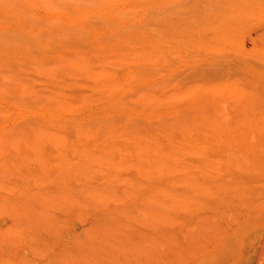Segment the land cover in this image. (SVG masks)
Masks as SVG:
<instances>
[{
	"label": "rangeland",
	"instance_id": "1",
	"mask_svg": "<svg viewBox=\"0 0 264 264\" xmlns=\"http://www.w3.org/2000/svg\"><path fill=\"white\" fill-rule=\"evenodd\" d=\"M148 1L149 0H114L113 5L115 8L114 13L117 10L118 13H120V10L122 13H128L126 15L121 13L122 16L119 14H117L116 16V20L119 21V24L121 23L120 26L122 27V29H126L133 25L138 26L139 22L140 24L142 23L141 20H143V17V21H148L147 24H150L149 30L154 29L153 25L156 26L157 29L160 24L161 25L159 27H161L162 24L164 26V22L166 21V19L167 22L170 20L174 24H168L169 22H166L165 28L161 27L162 30L167 28V30L165 31L159 30L158 32L156 27L153 32L150 30L157 39H162L163 43L165 44V50L163 49V52H161V55H163V57H159L155 66L151 67L154 72L152 71V74L147 75L148 78L146 76L144 77L143 75H135L133 77H130L129 73L137 69V64H135L132 58V56L135 54H132L129 51V47L125 45L120 46L124 49V52L123 49L121 50V48L116 50L117 52H120L113 55L111 62L102 63L103 59H101L94 64L88 65L91 66V69L93 70L91 72L99 73L103 70H107L111 72L114 77L118 78L120 82L119 88L113 90L111 94H113V98L115 96V99L118 100L119 104L117 105L119 107L117 106L118 108H112L113 106H110V108L106 103L96 100L95 96H97V90L95 89V80L92 78L91 72H85L83 68L71 64L70 60L72 58V51L70 48H63L64 45L56 41L48 43L46 42L39 45L36 44L32 48V52H27L24 47L25 40L19 37H15V31L24 27L32 35V38L44 36L46 40H48L52 38V33L50 34V31H53L55 26H60V28L64 26L62 28L64 29L68 26V24L75 25V23H77L79 19H81L82 13H84L86 20L89 19V21L98 23L100 22V17H98V15L96 14L97 12L95 11L96 8L99 7V4H97L95 0H0V43L2 44L0 45L4 46L2 48L5 49V46L7 45L6 40H11L10 47L13 53L12 55H8L7 53H3L0 55V136L2 135V133L4 135L5 132L6 134H8V131H2L3 129L9 130V132H11L9 138L6 137L7 135L0 137V139H4V141H0V231L3 232H0V243L3 242V245H0V257H6L5 255H7L8 253L9 255H7L8 257H6V261L10 259L9 257L11 255V250L12 252L17 250L30 255L29 249L30 247H34L36 249L34 253L36 254H33L31 256L33 261L34 259L35 261L40 260V258L37 256L38 253H40V256H44L47 253L45 258H49L51 261L53 259L52 262L50 261L51 264H53L55 261V264H158L157 261L160 259L162 260L160 263H162L166 256L165 252V254L162 253L163 250H165V246L173 249V253L174 250L178 248L176 247V245L179 244L178 246H180V240L184 239L186 232L189 231V223H191V226H193L194 228V222L196 221V218H194L195 220L193 219V221L190 220L191 222H188L189 219H192V216L189 215L190 217H188L187 208L184 206L185 204H188L186 202V200L188 199H186L185 201L183 199L188 197H186L185 193L182 192V188L184 189L186 186V194L189 195V187H191V184H188V182H190V179L187 177H190L189 173L191 163L193 162L195 164L194 167L196 168V164L198 165L202 158L203 160L205 159V157L202 156L204 155V151L202 152L201 149H197V147L200 146L198 139L201 140V138L196 139L195 137L199 136H191L190 140L189 136L186 137L184 136V134H181V129L179 127L180 125L174 126V124H176L177 122L174 123L172 121L174 123L173 124L168 120L179 118L185 119L186 122L192 121L195 124H193L192 122L187 123H189V125L192 123L193 125H190L191 127L196 126L194 128L196 130L198 128V132L200 134V131L202 129V122L199 120V118L201 117L214 118L218 120L222 119L221 121H223L225 118L226 124H222L220 120V122H218L217 120V123H219L220 125L222 124V128H229V126L231 125H234L237 129L239 128L240 130L238 131H241L243 133L242 145H244L243 148L245 147V149L243 150V154L247 153L248 150L249 152H251V150H255L254 152H251L255 156L250 153L251 155H253V157H251L254 158L252 159V166L257 164V161H259L258 163L260 164L261 161L260 165L257 164L259 167H256V165L254 167L249 166L251 167V169L249 168L250 171L246 169L244 170L245 174H240V176L243 177L242 180H245L250 188L253 187L254 189L256 188L259 190V192L258 190L256 191V189L254 190V192H258L255 194L254 199L258 200H252L253 203H255V206H257L255 207L251 201V206H254L255 208L248 210L245 215V217H249H246V220H249V224L247 223V225L248 227H251L248 228L251 232V235H249L248 237L246 248L243 249L240 254L242 258V264H260L261 261H264V250H262L264 249V178L262 179V177H264L262 176L264 172L257 171L260 169L261 171H264L260 167L262 166L264 168V72L259 75V78L257 80H253L251 79L252 76L246 69H236V63L238 61H246L248 59L247 62H252L253 64L262 66L264 71V57H261V55H264V40H260V33L261 31H263V29L261 28H264V0L261 1L263 3H260L261 6L263 4V8H261V11L263 13L261 12L262 14H259L261 17L263 16L262 19H260L259 16L255 18V15L253 14L254 9H252L250 5L253 3L251 2V0H225L226 2H228L227 5L230 6L229 11L230 13L232 12L231 16H233V19L229 20L230 23L223 19H214V17H210V20L205 17V19L207 20L206 22V20L202 18V6L200 3H196V0H169V2L166 0H153L151 2ZM218 1L220 4L225 3V1L223 0ZM257 1L259 3L260 0ZM257 1L252 5H256ZM118 2L120 5L118 4ZM115 5L117 6V8ZM257 5L260 6L259 4ZM132 7H134L133 9L135 11L131 9ZM248 7L251 8L250 11L252 12V14H249ZM135 8H137V10ZM163 9H166L167 12L172 11L170 14L169 12H166L167 14L165 16V20H163L159 15ZM137 11L138 13H136ZM188 14L190 15V17ZM123 15L125 16V18H121L124 17ZM50 17L52 19H56V21L52 22V20H50ZM234 19L236 22H238L237 24L240 29L238 28V26H233L236 25V22L233 21ZM260 20L262 21V25H259L263 27L257 25ZM134 21L138 23L135 24ZM161 21L164 22L162 23ZM231 21L234 23H232ZM256 21L258 23H256ZM220 22L221 24L225 22L223 23L224 28L223 25L220 24ZM253 22L256 24H254ZM170 25L176 27L171 28L172 26ZM229 25L231 27H229ZM169 26L172 30L169 28ZM211 26H213V29L211 28ZM214 26L216 29L214 28ZM232 28H236L237 30H239V33L236 34L235 29L234 31H231ZM155 30L157 31L155 32ZM226 30H229V33ZM162 34L166 37L168 36L170 39L167 40V38L165 37L167 40L166 41L165 38H162L164 37ZM217 34L219 36H217ZM232 34H235L234 36L236 39L233 38L234 36L232 37ZM237 36H239V38ZM226 37L229 38V40ZM223 39H226V41H224ZM2 40L4 42H2ZM124 47H127L128 50ZM2 48L0 47V50H3ZM221 48H223L224 51ZM236 49L238 52L236 51ZM250 50L252 52H250ZM243 51L246 53H244ZM255 52L257 54H255ZM258 52H260V54ZM4 54L7 55L4 56ZM249 55L252 57H250ZM164 57L166 59V62L163 61ZM211 63L214 64L210 67ZM227 63L230 65V67ZM234 63L235 66H233ZM45 64H48V67L58 65L60 69L58 68L59 70L55 74L50 73L48 72V67H45ZM158 65L161 67H158L160 69L157 71L156 66ZM241 70L244 71L242 72ZM240 74H242L243 76ZM244 74L247 76V78ZM253 81L255 83L258 81V87L255 86L256 84L253 83ZM14 83L28 88L27 91L29 92V95L26 96V98L23 95V101L22 98L18 99L21 100V103L17 100L18 94L13 88ZM163 83L164 85H162ZM195 85L196 87L194 88L193 86ZM248 85L250 86L249 89ZM165 90L166 92H164ZM237 90L241 91L239 92ZM169 91H171V93ZM204 91L207 93H205ZM167 92L170 93L168 94L172 97V99L170 96H168V98H170L167 99ZM230 92L233 94H231ZM192 94L193 96H191ZM241 94L243 96H246L243 97ZM65 95V98H67L68 100V104L71 105L70 107L68 106L70 109L67 107L68 109H65L66 111H58V113L62 114L61 116L57 113L60 118L58 116L56 118L55 115L52 116L55 119L50 118L51 114L48 112L45 113L46 111L43 110V105H46V102L47 105L52 106L50 104L56 103V101L59 100L58 98H61ZM149 95H158L157 98H161L165 103L161 102L160 99V102L155 106V104H153L154 102H152L155 107H153V109V105L149 104ZM238 95L242 97L239 98ZM258 95L260 97L263 96V99H261L262 101L258 99ZM164 97L167 99V101H165L166 99H164ZM255 97L258 99V101ZM145 98L148 100H146ZM70 99L71 102L69 101ZM119 99H121V101ZM248 99H250V102L248 101ZM251 99L254 102L251 101ZM24 101L27 104L25 105L28 107V109H25L30 113L22 112V110H20L24 106H21L20 104H22ZM97 102H99V105L97 104ZM252 102L253 105L256 104L254 107L252 105ZM246 104H249L250 106H246ZM157 107L158 109H156ZM108 108L112 110H109ZM246 108H249V110H247ZM251 108L252 110H250ZM30 109H32V112L30 111ZM71 109L73 111H71ZM67 110H70L71 112H68ZM42 112H44V115L41 114ZM64 112H68L65 113L66 115H69L70 113L71 117H66V115L63 116ZM72 112L74 113V117L72 116ZM256 112L257 115L255 114ZM90 113L93 114H91V119L96 116V113L99 118V114H102V119H96L92 121L89 119V121L88 118H90ZM114 113L116 115H114ZM153 113L155 115L159 113V115H152ZM162 113L163 116L160 115ZM108 114H112L113 119L109 118L107 120ZM126 114H128V117H130L127 118L129 121V123L127 121L128 124L125 123V121L123 123L124 118H122V115ZM47 115H49L48 118H46ZM160 117H163L162 120H160ZM164 117L169 122H166V127L169 126L170 128L171 124H173V127H171L168 132V127L167 130H165L166 127L163 126L165 125V122L163 123V121H166ZM231 117L233 118V120H231ZM195 118L197 122L194 121ZM66 119L68 120V122ZM70 119L73 122H69ZM243 119L244 121H242ZM84 120L88 121L87 126L91 127L93 134L96 133V135L88 136V138L76 134V123H78L79 121L86 122ZM29 121L30 123H28ZM55 121H57V123ZM65 121L67 123H65ZM233 121L234 124L232 123ZM41 122H45L43 123V127L45 128V130L47 129L46 132H58V134L61 133L60 138H55L49 135H45V137H29L20 135L15 136L14 134L18 130L29 128L30 125H32L31 128L34 129V126H37V124L39 125ZM110 123L111 125H109ZM131 123L132 127L129 126V124ZM155 123H157L158 125ZM243 123H245L246 126ZM19 124H21L20 127ZM120 124L128 125L129 130L133 129V132H128L129 130H127L126 127L123 128L125 129V131L127 130V133H131L129 134L131 135L130 139L128 137L129 135H126V138H121L120 136L114 137L116 135L112 134L111 131L107 138V135L109 133L107 126L109 125L112 126L110 128L116 129L120 126ZM197 124L201 126H197ZM162 126L165 127L163 129L166 132L162 131ZM49 128L52 130H50ZM158 129L159 131L162 129L161 135L162 132L163 134L167 133L169 135L167 136L166 134H164L162 135L163 138L162 136H160L162 139L156 138L157 133L153 132L152 135V131H158ZM252 130L253 132H251ZM61 131L64 133H62ZM182 131L184 130L182 129ZM198 132L194 134H198ZM132 133L134 136L132 135ZM151 135L153 136V139L151 138ZM19 136L21 138H19ZM245 136L247 137V139ZM122 137H124V135ZM185 137L188 139H185ZM24 138H26L27 141L24 140ZM36 138H38V140ZM149 138L151 139L149 140ZM225 138L226 137L222 139L219 138V141H226ZM19 139H22L21 141L23 143L25 142V145L28 144L27 146H29V149L27 147L25 148V145ZM65 139L67 142L64 141ZM125 139L127 140L125 141ZM154 139H156V141ZM193 139H195L196 142ZM253 139H255L254 142ZM192 140L194 142V144L192 142L193 149L189 146L191 145L190 142ZM148 141L150 143L152 142V144H148ZM213 141L216 143L219 142L218 140ZM224 141H220V143L224 144ZM17 142H19V144H17ZM59 142H62V144ZM64 142L67 145H65ZM139 142L144 144L147 143L150 146H146L148 148H151L155 142L159 143L162 148H166L167 145H172L171 147L169 146L166 149L173 148L170 151L172 158L170 155L169 156L172 160L176 159V162L174 163L169 158V162L174 163L170 164L172 166L169 165L171 169L165 168L161 170L162 173H164L165 170V174L167 175L166 170H173L174 168L175 173L179 172V174H176V178L173 177L175 173H173V176H170V174L172 175V173L169 174V172L172 171H167L170 179H168L169 177H167L168 180H164V182L162 177L165 179V175L163 174L160 177V180L162 179L161 181L158 180L159 175H156V173L155 175L157 177L154 175V178H152L151 180L147 179L148 177H146L145 172L143 173L142 171L144 170V168L142 169V166L145 167L146 165V163H144L145 160H143L144 158L141 159V156L139 158L138 154H135V152L137 151L136 149H138L136 147H139ZM185 142H189V144ZM20 144L22 147L19 146ZM144 144H141V146ZM186 144L187 147H185ZM112 146L122 148V153L117 154L111 152L114 151L110 150ZM23 148H25L26 150ZM30 148L33 151H31ZM182 148H185V151L188 150L189 152L181 150ZM35 149H37V151ZM178 149H180L181 152ZM189 149H192L193 151L190 152L191 150ZM261 149L263 152L261 151ZM104 150L106 151L105 153ZM133 150L136 151L130 153ZM172 150H174L173 154ZM34 151L38 152V154H32L34 153ZM100 151L101 153H99ZM176 151L179 153H177ZM199 151L202 152V154ZM125 152H127L128 154ZM106 153L109 154L106 155ZM111 153H113V155L115 156H112ZM32 155L34 157H32ZM94 155L97 156L96 160L95 157H92ZM109 155L111 157H109ZM175 155H177V157ZM199 156H201L202 158H200ZM91 157L93 160H90ZM99 157L100 159H98ZM113 157H115L116 159H113ZM243 157L246 158L245 155H243ZM111 158L113 161L110 160ZM245 158L242 159L245 161L247 159ZM121 160L122 162H120ZM94 161H96L98 164ZM176 163L182 164L180 165V167L182 166L183 169L180 168L179 165L177 166ZM221 165L225 166L224 164ZM224 168H219V174L214 175V180H209L210 182H212L213 187L209 188L211 183L206 186V190H208V194H205L208 198L207 200H215L216 197L214 198V196L216 195L214 193H216L217 180L220 177H223L221 179H224V177L226 178V173H223V171L226 170V168ZM252 168L254 169L252 170ZM175 169H179L180 171L178 170L176 172ZM187 169H189V171ZM161 170L160 172L157 171V173H161ZM235 170L234 168L232 170L234 175L238 174V170ZM251 172L252 174L254 173L253 175H255L256 177L253 176ZM186 174L189 176H185ZM217 175H219L220 177ZM143 176L144 178L142 180ZM259 176L262 180L259 178ZM155 177L156 179L158 178V182ZM171 177L173 178L171 179ZM177 177L179 178L178 180ZM229 177L230 176H227L226 179H230ZM247 177L249 180L247 179ZM173 179H175V181H173ZM186 179L189 180L186 181ZM149 180L151 182L156 181L157 183L155 182L156 184H152L150 182L149 184ZM215 180L216 185H213V181L215 182ZM145 181H147V183ZM182 181H184V183L186 182L187 185L185 184L184 186V183L181 184L180 182ZM171 182L172 184L170 185ZM178 183L180 185H178ZM188 185L189 187H187ZM165 188L167 190H165ZM155 189L159 193H157ZM187 190H189V192ZM167 191L171 192V194ZM183 191H185V189ZM209 192H211L212 194H210ZM209 194L210 196L212 195V197H209ZM256 195H259L257 196V199ZM177 198H179L180 200H178ZM182 201H184L185 204ZM176 204L177 207L175 206ZM173 205L175 207H172ZM247 213L249 215H247ZM243 216L239 215V218H243ZM181 226H183L184 229H181L183 228ZM8 228L10 229L8 230ZM173 228L175 229V231ZM193 228L191 227L190 229L195 230V228ZM164 229L169 232L165 233ZM181 230H183L184 234L181 233ZM175 233L178 234L179 237H181L179 242L177 237L175 238ZM172 238H174L176 241H174V239ZM7 239H9L10 241ZM184 240L186 242V238ZM10 245H14V249H12L13 246ZM157 245H160V248ZM8 246H10L11 248H9ZM18 246L19 250L17 249ZM7 247L9 248L8 250ZM159 249L162 250L160 251ZM5 251L7 252L5 253ZM261 252L263 253L261 254ZM48 253H50L51 255ZM47 255H50V257H48ZM57 256L59 257L56 258ZM173 256H175L174 253ZM45 258H41L42 261L45 260ZM177 259L179 258L177 257ZM258 259L261 261H259ZM3 260L4 259H2V261ZM232 264L240 263L238 261H234L232 262Z\"/></svg>",
	"mask_w": 264,
	"mask_h": 264
},
{
	"label": "bare ground",
	"instance_id": "2",
	"mask_svg": "<svg viewBox=\"0 0 264 264\" xmlns=\"http://www.w3.org/2000/svg\"><path fill=\"white\" fill-rule=\"evenodd\" d=\"M96 2H97V4H99V7H97L96 8V11L95 12H97L96 14L98 15V17H100V22H98V23H95L94 21L92 22V21H89V19L88 20H86V18H85V16H84V13H82V17H81V19H79V21L77 22V23H75V25H73V24H71V25H69L68 24V26L66 27V28H64V29H62V28H60V26L58 27H54V29H53V31L51 30L50 31V34H51V36H52V38H50V39H48V40H46V38L44 37V36H38V37H36V38H32V35L24 28V27H22L21 29H18V30H16L15 32H16V34H15V37H19V38H21V39H24L25 40V42H24V47H25V49H26V51L27 52H32V48L37 44V45H39V44H42V43H48V42H59L60 44H63L64 45V47L63 48H70L71 49V51H72V58H71V60H70V62H71V64H73V65H76V66H79V67H81V68H83V70H85V72H91V71H93L92 69H91V66H88V65H91V64H94V63H96L97 61H99V60H101V59H103L102 60V63H108V62H111V59H112V57H113V55H115V54H117V53H119V52H117L116 50L117 49H119V48H121V50L123 49L122 47H120L121 45L123 46V45H125V46H128L129 47V51L132 53V54H135V55H133L132 56V58H133V60H134V62H135V64H137L136 65V67H137V69L135 70V71H133V72H130L129 73V76L130 77H133V76H135V75H143L144 77L146 76L147 77V75H150V74H152V68L151 67H153V66H155V64H156V62L158 61V58L159 57H163V55H161V52H163V49H164V43H163V40L162 39H157L154 35H153V31H154V29H155V27L156 26H154L153 25V30H149V25L150 24H147V22H144L143 20H144V17H143V20H141L142 21V23L140 24V22H139V24H138V26H130V27H128V26H126V27H128V28H126V29H122V27L120 26L121 25V23L119 24V21H117L116 19V16H117V14H119V15H121L122 16V14H128V13H122L121 12V10L119 11L120 13H118V10L114 13V0H95ZM141 1V0H140ZM150 2L151 1H153V0H149ZM148 1V2H149ZM166 1H168L169 2V0H166ZM223 1H225V0H223ZM227 1V0H226ZM225 1V3H223V4H220L219 3V1L218 0H201V2H200V0H196V3H200L201 4V6H202V12H203V19L204 20H206L205 19V17H207L208 19L210 18V17H214V19H223V20H226V21H228L229 22V20H231V19H233L232 17L233 16H231V14H232V12L230 13V11H229V7L230 6H228L227 5V3L228 2H226ZM231 1H233V0H231ZM250 1V0H249ZM256 1L257 0H255V2H254V0H251V2H253V3H256ZM261 1H263V0H260L259 1V3H258V1H257V4H259L260 6H258L257 4L254 6V5H252V4H250L251 5V7H252V9H254V15H255V18L257 17V16H259L260 17V19H262L263 18V16H264V14H263V16L261 17L259 14H262L263 12H264V10H263V12L261 11V8H263L262 6H263V2H261ZM159 2H161V1H159ZM188 2V1H187ZM240 2V1H239ZM163 3H165V2H163ZM237 3V2H236ZM260 3H263L262 4V6H261V4ZM118 4H119V2H118ZM161 4V3H160ZM167 4V3H166ZM165 4V5H166ZM169 4H171V3H169ZM229 4H230V2H229ZM120 5V4H119ZM164 5V6H165ZM188 5V4H187ZM116 6V5H115ZM170 6V5H169ZM200 6V7H201ZM242 7V6H241ZM254 7V8H253ZM116 8H117V6H116ZM126 8V7H125ZM125 8H124V10H125ZM134 7H132L131 9H133ZM170 8V7H169ZM249 8V7H248ZM121 9V8H120ZM128 9V8H127ZM136 10H137V8H135ZM167 9V8H166ZM166 9H163L162 11H161V13L159 14L160 15V17H162V19L163 20H165V16H166V14L169 12H167V10ZM240 9H243V8H240ZM250 9L251 8H249L248 10H249V14H252V12L250 11ZM134 10V9H133ZM233 10V9H232ZM247 10V11H248ZM129 11H131V10H129ZM135 11V10H134ZM236 11H238V10H236ZM244 11H245V9H244ZM140 12V11H139ZM167 12V13H166ZM172 11H170L169 12V14L171 13ZM190 12H191V10H190ZM190 12H189V14H190ZM201 12V13H202ZM234 12V11H233ZM262 12V13H261ZM122 13V14H121ZM132 13V12H131ZM136 13H138V11L136 12ZM181 13V12H180ZM187 13V12H186ZM241 13V12H240ZM80 14V13H79ZM134 14V13H133ZM163 14V15H162ZM188 14V15H189ZM135 15V14H134ZM139 15V14H138ZM184 15V14H183ZM234 15V14H233ZM124 16V15H123ZM180 16V15H179ZM182 16V15H181ZM192 16V15H191ZM241 16V15H240ZM242 16H243V14H242ZM253 16V15H252ZM251 16V17H252ZM78 17H79V15H78ZM98 17H97V19H98ZM138 17V16H137ZM189 17H190V15H189ZM56 18V17H55ZM121 18H125V16L124 17H121ZM200 18H201V14H200ZM243 18V17H242ZM96 19V20H97ZM154 19V18H153ZM184 19V18H183ZM251 19V18H250ZM258 19V18H257ZM256 19V20H257ZM264 19V18H263ZM50 20H52V22H55L56 21V19H52L51 17H50ZM127 20V19H126ZM210 20V19H209ZM208 20V21H209ZM223 20H221V21H223ZM243 20V19H242ZM137 21H138V19H137ZM173 21V20H172ZM212 21V20H211ZM216 21V20H215ZM225 21V22H226ZM234 22H236L235 21V19L233 20ZM255 21V20H254ZM258 21V20H257ZM256 21V23H258ZM97 22V21H96ZM125 22V21H124ZM135 22V21H134ZM162 22V21H161ZM160 22V23H161ZM164 22V21H163ZM162 22V23H163ZM166 22H167V19H166V21L164 22L165 23V25L163 26V24H162V28H165V26H166ZM169 22V23H168ZM167 23L168 24H173L170 20L168 21ZM206 22H207V20H206ZM225 22H223V23H225ZM232 22V21H231ZM234 22H232V23H234ZM262 21L260 20L259 21V23L257 24L258 26H260V27H263L264 26V24H263V26H261L262 25V23H261ZM71 23H74V22H71ZM126 23V22H125ZM129 23V22H128ZM133 23V22H132ZM136 23H138V22H135V24ZM223 23L221 24V22H220V24L221 25H223ZM230 23V22H229ZM238 22H236L235 24L236 25H233V26H238V24H237ZM254 23V22H253ZM256 23H254V24H256ZM263 23H264V21H263ZM134 24V23H133ZM159 24V23H158ZM176 24V23H175ZM219 24V25H220ZM259 24H261V25H259ZM123 25H125V24H123ZM161 25V24H160ZM159 25V26H160ZM174 25V24H173ZM173 25H170V26H172L171 28H175V27H173ZM202 25V24H201ZM213 25H216V24H213ZM158 26V29H157V27H156V29L158 30V32H159V30L160 31H165V30H167V28L166 29H161V27H159ZM170 26H169V28H170ZM218 26V25H217ZM151 27V26H150ZM213 26H211V28H212ZM226 27V26H225ZM229 27H231L230 25H229ZM124 28V27H123ZM168 28V29H169ZM170 28V29H171ZM186 28V27H185ZM214 28H215V26H214ZM218 28V27H217ZM222 28V27H221ZM220 28V29H221ZM223 28H224V25H223ZM226 28H228V27H226ZM238 28H239V26H238ZM213 29V28H212ZM216 29V28H215ZM229 29V28H228ZM233 29V28H232ZM231 29V31H234V29H235V32H236V34L237 33H239V30H237L236 28H234L233 30ZM240 29V28H239ZM261 29H263V31H261V33H260V37H261V39L260 40H264V28H261ZM49 30H50V28H49ZM157 30H155V32L157 31ZM172 30V29H171ZM176 30V29H175ZM222 30V29H221ZM225 30V29H224ZM217 31V30H216ZM227 32L229 31V30H226ZM242 31V30H241ZM235 32H233V33H235ZM229 33V32H228ZM227 33V34H228ZM232 33V32H231ZM230 33V34H231ZM247 34V33H246ZM163 35V34H162ZM235 35V34H234ZM233 34H232V37L234 36ZM164 36V35H163ZM217 36H219L218 34H217ZM166 36H164V37H162L163 39L165 38ZM230 37V36H229ZM238 38H239V36H237ZM118 38V39H117ZM167 38V40H169L170 38L167 36L166 37ZM166 38H165V40H166ZM206 38V37H205ZM222 38V37H221ZM227 38V37H226ZM231 38V37H230ZM233 38H235V36L233 37ZM7 39V38H6ZM228 40H229V38H227ZM236 39V38H235ZM241 39H242V37H241ZM166 40V41H167ZM224 40V39H223ZM222 40V41H223ZM238 40V39H237ZM224 41H226V39L224 40ZM1 42V41H0ZM2 42H4L3 40H2ZM10 42H11V40H6V43H7V45L5 46V49H3L2 47H4V46H1L0 45V47L3 49V50H0V55L1 54H3V53H7L8 55H12L13 53H12V50H11V47H10ZM242 42V41H241ZM228 43V42H227ZM233 43V42H232ZM251 43V42H250ZM243 44V43H242ZM5 45V44H4ZM239 46H240V44H239ZM125 49L127 48V47H124ZM228 48V47H227ZM239 48V47H238ZM221 49H223V48H221ZM229 49V48H228ZM249 49H250V47H249ZM253 49V48H252ZM258 49H260V48H258ZM127 50H128V48H127ZM165 50V49H164ZM245 50V49H244ZM254 50V49H253ZM2 51V52H1ZM4 51H6V52H4ZM126 51V50H125ZM129 51H127V52H129ZM223 51H224V49H223ZM236 51H237V49H236ZM235 51V52H236ZM122 52V51H121ZM123 52H124V49H123ZM226 52V51H225ZM238 52V51H237ZM244 52V51H243ZM250 52H252L251 50H250ZM61 53H64V52H61ZM240 53V52H239ZM244 53H246V52H244ZM259 54H260V52H258ZM7 54H4V56L5 55H7ZM224 54V53H223ZM238 54V53H237ZM241 54V53H240ZM251 54V53H250ZM255 54H257L256 52H255ZM158 56V57H157ZM222 56H224V55H222ZM238 56V55H237ZM250 56V55H249ZM259 56V55H258ZM233 57V56H232ZM250 57H252V56H250ZM254 57V56H253ZM261 57H264V55L262 56L261 55ZM225 58H227V57H225ZM228 58H230V57H228ZM234 58V57H233ZM236 59V58H235ZM105 60H106V62H105ZM166 59H165V57H164V59H163V61L164 62H166L165 61ZM230 60V59H229ZM244 60V59H243ZM248 60V59H247ZM247 60L246 61H238L237 63H236V69L238 68V69H240V68H242V69H246L249 73H250V75L252 76L251 77V79H253V80H257L258 78H259V75L261 74V73H263L264 71H263V67L262 66H260V65H257V64H253L252 62H247ZM251 60V59H250ZM249 60V61H250ZM252 61V60H251ZM213 62V61H212ZM46 63H48V62H46ZM160 63H163V62H160ZM223 63V62H222ZM209 64V63H208ZM214 64V63H213ZM212 63H211V65H210V67L213 65ZM228 64V63H227ZM215 65H216V63H215ZM229 65V64H228ZM227 65V66H228ZM199 66H201V65H199ZM226 66V67H227ZM233 66H235V63H234V65ZM45 67H48V64H45ZM44 67V68H45ZM158 67H161V66H156V70L158 71L160 68H158ZM197 67V66H196ZM204 67V66H203ZM217 67V66H216ZM215 67V68H216ZM229 67H230V65H229ZM59 67H58V65H56V66H52V67H48V72H50V73H57L58 72V70L60 69H58ZM165 68V67H164ZM209 68V67H208ZM208 68H206V69H208ZM214 68V67H213ZM153 69H155V68H153ZM201 69V68H200ZM200 69H198V70H200ZM205 69V68H204ZM210 69V68H209ZM165 70V69H164ZM193 70V69H192ZM202 70V69H201ZM234 70V69H233ZM209 71V70H208ZM230 71H232V70H230ZM242 71V70H241ZM240 71V72H241ZM244 71V70H243ZM242 71V72H243ZM154 72V71H153ZM160 72V71H159ZM162 72V71H161ZM222 72V71H221ZM239 72V73H240ZM91 76H92V78L95 80V89L97 90V96H95V98H96V100H98V101H101V102H104V103H106L107 105H109V107L110 106H113L112 108H114V107H117L118 105L117 104H119V102H118V100H116L115 98V96H114V98H113V94H111V92L113 91V90H115V89H118L119 88V80H118V78H116V77H114L113 75H112V73L111 72H109V71H107V70H103V71H101V72H99V73H94V72H91ZM158 74H160V73H158ZM163 74V73H162ZM228 75V74H227ZM226 75V76H227ZM232 75V74H231ZM230 75V76H231ZM240 75H242V74H240ZM245 75V74H244ZM151 76H153V75H151ZM243 76V75H242ZM223 77V76H222ZM245 77L247 78V76L245 75ZM244 77V78H245ZM249 77V76H248ZM148 78V77H147ZM241 78V77H240ZM243 79V78H242ZM250 79V78H249ZM169 80H170V78H169ZM242 81V80H241ZM259 81V80H258ZM257 81V82H258ZM15 82V81H14ZM162 82V81H161ZM246 82V81H245ZM252 82V81H251ZM257 82L255 83L254 81H253V83H255L256 85L255 86H257ZM260 82V81H259ZM249 83V82H248ZM253 83H251V84H253ZM264 83V82H263ZM15 85V86H14ZM157 85V84H156ZM162 85H164V83L162 84ZM197 85H200V84H197ZM250 85V84H249ZM248 85V86H249ZM262 85V84H261ZM260 85V86H261ZM264 85V84H263ZM115 87H117V88H115ZM194 88L196 87V85L195 86H193ZM192 87V88H193ZM206 87V86H205ZM205 87H203V88H205ZM252 87V86H251ZM258 87V86H257ZM13 88H14V90L16 91V93L18 94L17 95V100L19 99V98H22V101L24 100L23 99V95H24V97L26 98V96H28L29 94V92L27 91V89L28 88H26V87H24V86H22V85H17L16 83H14L13 84ZM157 88V87H156ZM200 88V87H199ZM202 88V87H201ZM250 88V86L248 87V89ZM260 88V87H259ZM94 89V90H95ZM169 89V88H168ZM197 89H198V87H197ZM209 89V88H208ZM95 90V91H96ZM156 90H158V89H156ZM194 90V89H193ZM203 90V89H202ZM206 90V89H205ZM211 90V89H210ZM256 90V89H255ZM195 91V90H194ZM197 91V90H196ZM237 91H239V90H237ZM241 91V90H240ZM239 91V92H240ZM115 92V91H114ZM164 92H166V90L164 91ZM170 93H171V91H169ZM169 92H167V94L169 93ZM193 92V91H192ZM199 92V91H198ZM205 92V91H204ZM226 92H228V91H226ZM249 92V91H248ZM251 92V91H250ZM95 93V94H96ZM169 93V94H170ZM196 93V92H195ZM205 93H207V92H205ZM231 93V92H230ZM230 93H228V94H230ZM237 93V92H236ZM236 93H234V94H236ZM242 93H243V91H242ZM246 93V92H245ZM256 93H257V91H256ZM264 93V92H263ZM262 93V94H263ZM166 95V97H167V99H169L171 96L170 95ZM231 94H233V93H231ZM64 95V94H63ZM164 95H165V93H164ZM163 95V96H164ZM198 95V94H197ZM207 95V94H206ZM242 95V94H241ZM93 96V97H94ZM150 96V95H149ZM158 96V95H157ZM157 96H150V97H148L149 99H150V101H149V104H151V105H153V104H155V106H156V104H158L159 102H160V99L159 98H157ZM161 96V95H160ZM162 96V97H163ZM168 96H170L169 98H168ZM173 96H174V94H173ZM190 96V95H189ZM191 96H193V94L191 95ZM190 96V97H191ZM231 96V95H230ZM239 96V95H238ZM243 96V95H242ZM242 96H239V98L240 97H242ZM244 96H246V95H244ZM243 96V97H244ZM66 97V95L65 96H63V97H61V98H58L59 100H57L56 101V103H54V104H50V105H52L53 106V108H52V106H49V105H47V103L45 102V104L46 105H43L44 106V109L43 110H45L46 112L45 113H50L51 114V117L50 118H54V117H52V116H56V118H57V116L58 115H61L62 116V114H60V113H58V111H61V110H65V109H68L71 105H69L68 104V100H67V98H65ZM92 97V96H91ZM263 97V96H262ZM262 97H260L259 95H258V99H263ZM69 98V97H68ZM71 98V97H70ZM95 98H92V99H95ZM185 98V97H184ZM195 98V97H194ZM256 98V97H255ZM72 99V98H71ZM71 99L69 100L70 102H71ZM146 99V98H145ZM164 99H166L165 97H164ZM163 99V100H164ZM167 99L165 100V101H167ZM171 99H172V97H171ZM177 99V98H176ZM175 99V100H176ZM180 99V98H179ZM200 99V98H199ZM242 99H245V98H242ZM253 99H254V97H253ZM257 99V98H256ZM258 99H257V101H258ZM120 101H121V99H119ZM142 100H144V99H142ZM146 100H148V99H146ZM175 100H174V103H175ZM195 100V99H194ZM227 100V99H226ZM238 100V99H237ZM18 101H20V103H21V100H18ZM173 101V100H172ZM186 101H187V99H186ZM231 101V100H230ZM233 101V100H232ZM239 101V100H238ZM242 101V100H241ZM248 101L250 102V99H248ZM247 101V102H248ZM251 101H253L252 99H251ZM262 101V100H261ZM151 102V103H150ZM152 102H154L153 104H152ZM161 102H163L162 101V99H161ZM244 102H246V101H244ZM254 102V101H253ZM253 102H252V105H253ZM19 103V104H20ZM163 103H165V102H163ZM237 103V102H236ZM257 103V102H256ZM26 103H25V101L22 103V104H20L21 106H23V108L22 109H20V110H22V112H29L28 110H26L25 108H27L28 109V107L25 105ZM97 104L99 105V102H97ZM171 104H173V103H171ZM232 104V103H231ZM255 104V103H254ZM120 105H121V103H120ZM161 105H162V103H161ZM202 105V104H201ZM256 105V104H255ZM255 105H253V107L255 106ZM29 106V105H28ZM69 106V107H68ZM230 106V105H229ZM246 106H250L249 104L247 105L246 104ZM68 107V108H67ZM108 107V106H107ZM119 107V106H118ZM117 107V108H118ZM154 107V105L152 106V108ZM40 108V107H39ZM43 108V107H42ZM111 108V107H110ZM110 108H108L109 110H112V109H110ZM116 108V109H117ZM155 108V107H154ZM153 108V109H154ZM70 109V108H69ZM122 109V108H121ZM156 109H158V107L156 108ZM247 109V108H246ZM32 109H30V111H31ZM35 110V109H34ZM39 110H41V109H39ZM114 110V109H113ZM118 110V109H117ZM192 110V109H191ZM247 110H249V108L247 109ZM250 110H252V108L250 109ZM63 111H61V112H63ZM66 111V110H65ZM68 111V110H67ZM70 111V110H69ZM68 111V112H69ZM71 111H73L72 109H71ZM70 111V112H71ZM155 111V110H154ZM32 112V111H31ZM68 112H64L63 113V116H65L66 114L65 113H68ZM30 113V112H29ZM34 113V112H33ZM44 112H42L41 114H43ZM57 113H58V115H57ZM92 113H94V112H92ZM92 113H90V118H88V120L90 119L91 121L92 120H99V119H102L101 118V115L102 114H99L100 115V118H99V116L97 115V113H96V116H94L92 119H91V114ZM254 113V112H253ZM39 114V113H38ZM49 114V115H50ZM256 115H257V112L255 113ZM254 114V115H255ZM44 115V114H43ZM42 115V116H43ZM49 115H47V117L46 118H48V116ZM70 115V116H69ZM69 115H66V117L68 116L69 118L71 117V114L69 113ZM74 115V113L72 112V116ZM93 115V114H92ZM114 115H116L115 113H114ZM151 115V114H150ZM152 115H155L154 113L152 114ZM157 115H159V113L157 114ZM157 115H155V116H157ZM160 115H162L163 116V113L162 114H160ZM220 115V114H219ZM261 115V114H260ZM98 116V117H97ZM112 114H108V116H107V120L110 118H112ZM129 115L128 114H126V115H122V118H124L123 119V123H124V121H125V123H127V121H128V119L127 118H130V117H128ZM59 117V116H58ZM74 117V116H73ZM89 117V116H88ZM221 117V116H220ZM45 118V117H44ZM60 118V117H59ZM68 118V119H69ZM155 118V117H154ZM162 118L163 117H160V120H162ZM254 118V117H253ZM55 119V118H54ZM63 119V118H62ZM65 119V118H64ZM106 119V118H105ZM113 119V118H112ZM132 119V118H131ZM164 119H166L165 117H164ZM163 119V120H164ZM228 119H229V117H228ZM255 119V118H254ZM264 119V118H263ZM25 120V119H24ZM67 120V119H66ZM86 120H87V118H86ZM86 120H84V121H86ZM89 120V121H90ZM106 120V121H107ZM194 120V119H193ZM199 120L202 122V129H201V131H200V134H199V132H198V128H197V130L194 128V127H196V126H193V127H191L190 125H193V124H195V123H193L192 121H190V122H192L190 125H189V121H187V122H189V123H187L186 122V120L185 119H179V118H174L173 120H168V121H170V123L173 121L174 123H176V124H174L173 122V124H174V126H179L180 127V129H181V134H184V136H186V137H188L189 136V139L191 140V136H199V137H195L196 139L197 138H201V140L200 139H198V142H199V144H200V146L199 147H197V149L199 148V150L201 149V151L203 152L204 151V155H202V156H204L205 157V159L203 160V158L201 157V156H199L200 158H202L201 160H200V162L198 163V165L196 164V168L194 167L195 166V164L192 162L191 163V166H190V177H187V178H189L188 180L190 181V182H188V184L191 186V187H189V185L187 186V187H189L190 188V192H189V190H187L188 192H189V195L188 194H186V186H185V184L187 185V183L185 182L184 183V181H185V179H184V181H182V182H180L181 184L182 183H184L183 185L185 186V191H183L184 189L182 188V192H184L185 193V195H186V197H188V198H185V199H183L184 201L186 200V199H188V200H186V202L188 203V204H185V202L184 201H182V202H184V206L187 208V213H188V217H190V216H192V219H189V221L188 222H191L190 220H192L193 221V219L194 218H196V221L194 222V228H195V230H192V229H190L191 227L193 228V226H191V223H189L190 225H188V230L189 231H187L186 232V235H185V238H186V242H185V238L184 239H181L182 240V242H181V240H180V238L181 237H179V235L178 234H176V236H175V238L177 237V239H178V242H179V240H180V246H178V245H176V247H178L176 250H174V254H175V256H173V253H172V250L173 249H170L169 247H166L165 246V250H163V252L162 253H164L166 256H165V259L164 258H162V259H164L163 260V264H232V262H234V261H238L240 264H242V258H241V254H240V252L243 250V249H245L246 248V246H247V242H248V237H249V235H251V232L249 231V229L248 228H251V227H248V225H247V223L249 224V220L247 221L246 220V217H245V215H246V212L248 211V210H251V209H253V208H255L256 206H255V203H253V201L255 200L254 198H255V194L256 193H258L259 192V190L258 189H256V191L258 190V192H254V188L252 187V188H250V186L247 184V182L245 181V180H242V178L243 177H241L240 176V174L241 175H243V174H245V171L244 170H246V169H248L249 171H250V169H251V167H249V166H252V164H253V160L252 159H254V158H252L253 157V153H251V152H254L255 150H251V152H249V150L247 151V153H245V154H243L244 153V149H245V147L243 148V146L244 145H242L243 143H242V141H243V133L241 132V131H238V130H240L239 128L237 129L234 125H231V126H229V128H222V124H226V120H225V118H224V120H225V122H224V120L223 121H221L220 119V121L222 122V124L220 125L219 123H217V120L218 119H214V118H199ZM216 120V121H215ZM218 120V122H220ZM231 120H233V118L231 117ZM241 120V119H240ZM248 120V119H247ZM246 120V121H247ZM251 120V119H250ZM249 120V121H250ZM73 122L71 119L69 120V122ZM103 121H104V117H103ZM103 121H99V122H103ZM112 121V120H111ZM110 121V122H111ZM167 121V119H166V121L164 120L163 121V123L165 122V125H163V126H165L166 127V122H168ZM194 121H196L197 122V120H196V118H195V120ZM239 121V120H238ZM242 121H244V119L242 120ZM245 121V122H246ZM252 121V120H251ZM22 122V121H21ZM54 122V121H53ZM56 123H57V121H55ZM67 122H68V120H67ZM66 121H65V123H67ZM152 122V121H151ZM150 122V123H151ZM200 122V123H201ZM224 122V123H223ZM19 123V122H18ZM28 123H30V121L28 122ZM43 123H45V122H43ZM43 123L41 122L39 125L37 124V126L35 125L34 126V129H32L31 127H32V125H30L29 126V128H26V129H24V130H18L16 133H14L15 134V136L16 135H20V136H35V137H45V135H49V136H53V137H59L60 138V134H58V132H56V133H53V132H46V130H45V128L43 127ZM49 123V122H48ZM87 123H88V121H86V122H78V123H76V130H75V132H76V134H78L79 136H82V137H88V136H93V135H96V133L95 134H93V131H92V128L91 127H88L87 126ZM128 123H129V121H128ZM127 123V124H128ZM162 123V122H161ZM169 123V122H168ZM167 123V124H168ZM179 123V124H178ZM230 123V122H229ZM233 124H234V121L232 122ZM47 124V123H46ZM113 124V123H112ZM155 124H157V123H155ZM160 124V123H159ZM173 124H171V127H173ZM178 124V125H177ZM240 124V123H239ZM245 126H246V124L245 123H243ZM41 125V126H40ZM72 125H74V124H72ZM109 125H111V123L109 124ZM107 126V129H108V131H109V133H108V135H107V138H108V136H109V134H110V131H111V133L112 134H114V135H116V136H114V137H121V138H126L127 136L126 135H129V134H131V133H127V130H129V127H128V125H126V124H120V126L119 127H117L116 129L114 128H110V127H112V126ZM126 125V126H125ZM154 125V124H153ZM158 125V124H157ZM199 124H197V126H198ZM203 125H204V127H203ZM237 125V124H236ZM242 125V124H241ZM251 125V124H250ZM261 125V124H260ZM21 126V124H19V127ZM53 126V125H52ZM129 126H131L132 127V123L131 124H129ZM162 126V129L163 128H165V127H163ZM181 126H182V128H181ZM199 126H201V125H199ZM249 126V125H248ZM124 127H126V131H125V129H123ZM147 127V126H146ZM149 127H150V124H149ZM154 127V126H153ZM160 127V126H159ZM158 127V128H159ZM167 127H168V130H167ZM166 128H165V130H167V132L171 129V127L169 128V126H167ZM225 127H226V125H225ZM243 127V126H242ZM259 127H261V126H259ZM152 128V127H151ZM155 128V127H154ZM245 128V127H244ZM50 129V128H49ZM160 129V128H159ZM159 129H158V131H155V130H153L152 131V135H153V132H156L157 134V136H156V138H160V139H162L163 138V136L162 135H164V134H166L167 136L169 135V134H167V133H164L163 134V132H162V135H161V130L159 131ZM175 129H176V127H175ZM179 129V128H178ZM177 129V130H178ZM179 129V130H180ZM182 129L184 130V131H182ZM237 129V130H236ZM11 130V129H10ZM16 130V129H15ZM50 130H52V129H50ZM133 129H131V130H129L128 132H133L132 131ZM164 129L162 130V131H164V132H166ZM200 130V129H199ZM244 130V129H243ZM263 130V129H262ZM2 131H8V134H6V132L4 133V135L6 136V137H10V135H11V132H9V130H5V129H3ZM122 131H124V132H122ZM198 132V134H194V133H197ZM247 131V130H246ZM62 132V131H61ZM251 132H253V130L251 131ZM261 132V131H260ZM62 133H64V132H62ZM124 133V134H123ZM126 133V134H125ZM92 134V135H91ZM117 134H118V136H117ZM124 135V137H122L123 135ZM151 134V133H150ZM171 134V133H170ZM245 134V133H244ZM254 134V133H253ZM3 135V133H2V135L1 136H4ZM77 135V136H78ZM132 135H133V133H132ZM151 135V138L153 137ZM0 136V137H1ZM19 136V138H21ZM111 136V135H110ZM130 136L131 135H129L128 137H129V139H130ZM134 136V135H133ZM132 136V137H133ZM150 136V135H149ZM159 136V137H158ZM160 136H162V138L160 137ZM221 136H222V138H224V137H226L225 139H226V141H224V140H220L221 142H225L224 144L226 145H224V144H222V143H220V141H219V138L220 139H222L221 138ZM258 136V135H257ZM76 137V136H75ZM185 137V139H188V138H186ZM246 137V136H245ZM27 138V137H26ZM26 138H24V140H26ZM49 138H51V137H49ZM89 138V137H88ZM151 138H149V140L151 139ZM37 140H38V138H36ZM45 139V138H44ZM61 139H64V138H61ZM80 139V138H79ZM79 139H78V141H79ZM109 139H110V137H109ZM119 139V138H118ZM153 139V138H152ZM167 139H168V137H167ZM245 139V138H244ZM246 139H247V137H246ZM12 140V139H11ZM20 141L22 140V139H19ZM18 140V141H19ZM28 140H30V139H28ZM32 140V139H31ZM56 140V139H55ZM58 140V139H57ZM89 140V139H88ZM123 140V139H122ZM127 139H125V141H126ZM155 141H156V139H154ZM153 140V141H154ZM195 142H196V140L195 139H193ZM193 140L190 142L191 143V145H192V142H193ZM213 140H218L219 142L218 143H216V142H214ZM254 140L255 139H253V142H254ZM262 140V139H261ZM0 141H4V139L2 138V139H0ZM27 141V140H26ZM34 141V140H33ZM64 141H66V139L64 140ZM124 141V140H123ZM184 141V140H183ZM202 141V142H201ZM246 141H248V140H246ZM11 142V141H10ZM14 142V141H13ZM22 142V141H21ZM58 142V141H57ZM67 142V141H66ZM81 142V141H80ZM245 142V141H244ZM4 143V142H3ZM7 143V142H6ZM23 143V142H22ZM29 143V142H28ZM35 143V142H34ZM37 143H41V142H37ZM55 143V142H54ZM59 143H61L62 144V142H59ZM84 143V142H83ZM137 143V142H136ZM183 143V142H182ZM185 143H187V144H189V142H185ZM249 143V142H248ZM247 143V144H248ZM251 143H252V141H251ZM261 143H262V141H261ZM17 144H19V142H17ZM24 145H25V142L23 143ZM43 144V143H42ZM64 144L65 145H67L65 142H64ZM81 144V143H80ZM85 144V143H84ZM115 144V143H114ZM141 144H144V143H140L139 142V147H136V148H138V149H136V148H134V149H136V150H133L132 152H130V153H133L134 151H136L135 152V154H138L139 156V158H140V156H141V159L142 158H144L143 160H145V162L144 163H146V165H145V167L144 166H142V169L144 168V170H142L143 171V173L145 172V175H146V177H148L147 179H152V178H154V175H155V173H156V175H159V179L158 180H160V177L162 176V174L163 175H165V179L162 177V179H163V182H164V180H168V179H170V177H169V175H168V172L167 171H172V172H169V174L170 173H172V175L170 174V176H173L174 174L173 173H175V171H174V168L173 167H175V166H173L172 168H173V170H166V173H167V175L165 174V170H164V173H162V170L163 169H165V168H168V169H171V167H169V165L170 164H174L175 162H176V159H171L172 158V155L170 154V151H171V149H173V148H171V149H166L167 147H169L168 145L166 146V148H162L161 146H160V144L159 143H157V142H155L154 143V145L151 147V148H148V147H150L148 144H152V142L150 143L149 141H148V144L147 143H145L144 145H142L141 146ZM177 144V143H176ZM181 144V143H180ZM187 144H186V146L185 147H187ZM193 144H194V142H193ZM250 144V143H249ZM23 145V146H24ZM28 144H26L24 147L26 148H28L29 146H27ZM36 145V144H35ZM162 145V144H161ZM191 145H189L190 146V148H192L193 149V145L191 146ZM198 145V144H197ZM220 145H221V147H220ZM252 145V144H251ZM264 145V144H263ZM262 145V146H263ZM16 146V145H15ZM20 147H22L21 146V144L19 145ZM101 146V145H100ZM99 146V147H100ZM109 146H111V145H109ZM134 146V145H133ZM136 146V145H135ZM146 146H148V147H146ZM172 146V145H171ZM170 146V147H171ZM178 146V145H177ZM180 146V145H179ZM195 146V145H194ZM257 146V145H256ZM259 146H261V145H259ZM258 146V147H259ZM68 147H69V145H68ZM72 147V146H71ZM113 147V146H112ZM111 147V149L110 150H114V151H111V152H113V153H117V154H120V153H122V151H123V149L122 148H120V147H116V146H114L113 148ZM125 147V146H124ZM264 147V146H263ZM262 147V148H263ZM1 148V147H0ZM18 148V147H17ZM25 148H23V149H25ZM35 148H37V147H35ZM106 148V147H105ZM108 148V147H107ZM29 149V148H28ZM67 149V148H66ZM71 149V148H70ZM81 149V148H80ZM187 149V148H186ZM192 149H189V150H191L190 152H192L193 150ZM26 150V149H25ZM30 150H31V148H30ZM36 151H37V149H35ZM39 150H40V148H39ZM106 150V149H105ZM104 150V153L106 152ZM180 152H181V150H184L185 151V148L183 149H178ZM177 150V151H178ZM247 150V149H246ZM246 150H245V152H246ZM31 151H33V150H31ZM36 151H34V153H32V154H35V155H37L38 154V152H36ZM103 151V150H102ZM173 151L174 150H172V154H173ZM176 151V152H177ZM183 151V152H184ZM186 151H188V150H186ZM185 151V152H186ZM197 151V150H196ZM243 151V152H242ZM258 151V150H257ZM261 151H262V149H261ZM40 152V151H39ZM107 152H109V151H107ZM189 152V151H188ZM188 152H187V154H188ZM200 152V151H199ZM198 152V153H199ZM202 152H200L201 154H202ZM263 152V151H262ZM37 153V154H36ZM91 153V152H90ZM99 153H101V151L99 152ZM98 153V154H99ZM113 153H111V155L112 156H115V155H113ZM124 153V152H123ZM125 153H127V152H125ZM129 153V154H130ZM175 153V152H174ZM177 153H179V152H177ZM176 153V154H177ZM210 153V154H209ZM253 154V155H251V154ZM256 153V152H255ZM261 153V152H260ZM40 154V153H39ZM89 154V153H88ZM93 154V153H92ZM91 154V155H92ZM96 154V153H95ZM98 154H97V156H98ZM109 154V153H108ZM107 153H106V155H108ZM128 154V153H127ZM182 154V153H181ZM247 154V155H246ZM262 154V153H261ZM264 154V153H263ZM90 155V156H91ZM105 155V154H104ZM171 156V158H170V156ZM185 155V154H184ZM243 155H245L246 156V158L245 157H243ZM260 155V154H259ZM39 156H41V155H39ZM97 156H92V157H95V160L97 159L96 157ZM118 156V155H117ZM123 156V155H122ZM176 157H177V155H175ZM252 156V157H251ZM255 156V155H254ZM257 156V155H256ZM32 157H34L33 155H32ZM35 157H38V156H35ZM92 157H91V159L90 160H93L92 159ZM102 157H104V156H102ZM101 157V158H102ZM109 157H111L110 155H109ZM119 157V156H118ZM146 157V158H145ZM179 157H180V154H179ZM244 159H246L245 161L242 159V158ZM260 157V156H259ZM29 158V157H28ZM41 158V157H40ZM115 157H113V159H114ZM138 158V159H139ZM169 158H170V160H172L173 162L172 163H170L169 161ZM174 158V157H173ZM214 158H216V159H214ZM261 158V157H260ZM98 159H100V157L98 158ZM104 159V158H103ZM116 159V158H115ZM122 159V158H121ZM181 159V158H180ZM256 159V158H255ZM263 159H264V157H263ZM105 160V159H104ZM108 160V159H107ZM110 160H112V158L110 159ZM175 160V161H174ZM261 160V159H260ZM86 161V160H85ZM89 161V160H88ZM109 161V160H108ZM113 161V160H112ZM124 161V160H123ZM177 161H178V159H177ZM190 161V160H189ZM264 161V160H263ZM92 162V161H91ZM95 163H97L96 161H94ZM120 162H122V160L120 161ZM183 162V161H182ZM185 162V161H184ZM188 162V161H187ZM259 161H257V164L258 165H260L261 164V161H260V164L258 163ZM43 163V162H42ZM124 163V162H123ZM197 163V162H196ZM98 164V163H97ZM96 164V165H97ZM120 164V163H119ZM118 164V165H119ZM177 164V166L179 165V167H180V165H182V164H178V163H176ZM194 164V165H193ZM221 164H224L225 166H222ZM257 164H255L256 165V167L258 166ZM100 165V164H99ZM188 165V164H187ZM190 165V164H189ZM254 165V166H255ZM263 165H264V163H263ZM71 166V165H70ZM75 166V165H74ZM114 166V165H113ZM170 166H172V165H170ZM176 166V167H177ZM254 166H252V167H254ZM68 167V166H67ZM185 167H187V166H185ZM226 168V170L225 171H223V173L225 172L226 173V178H227V176H230L229 178L230 179H226L225 177H224V179H221V178H223V177H220L219 175H217V176H219L220 178V180L218 179H216L217 180V185H216V180H215V182L213 181V185H216V193H214L216 196H214V198H215V200H213V201H211L212 199H210V200H207L208 198H207V196L205 195V194H208V190H206L207 188H206V186H208L209 185V183H211V185H210V187L209 188H211V187H213L212 186V182H210L211 181V179L212 180H214L213 179V177H214V175H216V174H219V171H220V169L221 168ZM246 167H248V168H246ZM259 167V166H258ZM263 170H264V168L262 167V166H260ZM94 168V167H93ZM178 168V167H177ZM180 168H182L183 169V167L181 166ZM187 168H189V167H187ZM220 168V169H219ZM224 168V169H225ZM233 168H234V170H235V168H236V170L235 171H237L238 172V174H235L234 175V173H233ZM250 168V169H249ZM95 169V168H94ZM162 169V170H161ZM224 169H222V170H224ZM254 168H252V170H253ZM74 170V169H73ZM160 170H161V173H157V171L158 172H160ZM176 170V169H175ZM179 170V169H178ZM178 170H176V172L178 171ZM184 170H185V168H184ZM183 170V171H184ZM188 171H189V169H187ZM174 171V172H173ZM180 171V170H179ZM234 171V172H235ZM257 171H260V172H264V171H261V169L260 170H257ZM82 172V171H81ZM87 172V171H86ZM85 172V173H86ZM186 172V171H185ZM72 173V172H71ZM141 173V172H140ZM178 174H179V172H177ZM177 173H175V175L173 176V177H175L176 176V174ZM181 173V172H180ZM184 173V172H183ZM203 175H202V174ZM247 173H248V171H247ZM251 174H252V172H251ZM254 174V173H253ZM252 174V175H253ZM255 174H257V173H255ZM260 174V173H259ZM264 174V173H263ZM262 174V176H264ZM143 175V174H142ZM144 175V176H145ZM155 175V176H156ZM202 175V176H201ZM220 175H221V173H220ZM223 175V176H224ZM112 176V175H111ZM144 176L142 177V180H143V178H144ZM178 176V175H177ZM183 176V175H182ZM185 176H189V175H185ZM247 176V175H246ZM245 176V177H246ZM253 176H255V175H253ZM64 177V176H63ZM67 177V176H66ZM146 177H145V179H146ZM157 177V176H156ZM156 177H155V179H156ZM167 177H169L168 179H167ZM173 177H171V179L173 178ZM256 177V176H255ZM108 178V177H107ZM106 178V179H107ZM111 178V177H110ZM176 178V177H175ZM182 178H185V177H182ZM216 178V177H215ZM218 178V177H217ZM259 178L261 179V177L259 176ZM259 178H256V179H259ZM264 177H262V179H263ZM156 179V180H157ZM161 179V180H162ZM179 178L177 177V180H178ZM181 179V178H180ZM247 179H248V177H247ZM261 179V180H262ZM142 180H141V182H142ZM148 181V183L150 184V182L151 181ZM158 180H157V182H158ZM160 180V181H161ZM183 180V179H182ZM187 179H186V181H188ZM210 180V181H209ZM225 180H228V181H225ZM249 180V179H248ZM247 180V181H248ZM159 181V182H160ZM172 181V180H171ZM173 181H175V179H173ZM172 181V182H173ZM180 181V180H179ZM209 181V182H208ZM253 181V180H252ZM263 181H264V179H263ZM146 183H147V181H145ZM144 182V183H145ZM156 182V181H155ZM154 181L153 182H151L152 184L154 183V184H156ZM172 182L170 183V185L172 184ZM262 182V181H261ZM167 183V182H166ZM177 183V182H176ZM215 183V184H214ZM249 183V182H248ZM252 183V182H251ZM250 183V184H251ZM131 184V183H130ZM260 184V183H259ZM161 185V184H160ZM159 185V186H160ZM174 185V184H173ZM175 185H177V184H175ZM178 185H180L179 183H178ZM166 186V185H165ZM169 186V185H168ZM254 186V185H253ZM154 187H155V185H154ZM173 187V186H172ZM189 188H187V189H189ZM262 188V187H261ZM264 188V187H263ZM154 189V188H153ZM160 189H161V187H160ZM169 189V188H168ZM156 190V189H155ZM165 190H167L166 188H165ZM252 190H253V192H252ZM162 191H163V189H162ZM176 191V190H175ZM210 191V190H209ZM214 191V190H213ZM156 192H157V190H156ZM168 192V191H167ZM187 192V193H188ZM207 192V193H206ZM88 193V192H87ZM154 193H155V191H154ZM157 193H159V192H157ZM168 193H170L171 194V192H168ZM167 193V194H168ZM178 193H179V190H178ZM183 193V194H184ZM210 194H212L211 192H209ZM90 194V193H89ZM161 194V193H160ZM160 194H159V196H160ZM166 194V193H165ZM176 194V193H175ZM180 194H182V193H180ZM210 194L208 195L209 197H212V195L210 196ZM252 194H253V196H252ZM179 195V194H178ZM161 196H163V195H161ZM204 196H206V197H204ZM257 196H259V195H256V199H257ZM167 197V196H166ZM168 197H170V196H168ZM175 197V196H174ZM177 197V196H176ZM184 197V196H183ZM182 198V197H181ZM154 199V198H153ZM166 199H168V198H166ZM165 199V200H166ZM170 199V198H169ZM174 199V198H173ZM172 199V200H173ZM178 200H180L179 198H177ZM155 200V199H154ZM253 200V201H252ZM258 200V199H257ZM257 200H255V201H257ZM176 201V200H175ZM251 201H252V203L254 204V206L252 207L251 205ZM120 202V201H119ZM152 202V201H151ZM167 202H168V200H167ZM259 202V201H258ZM153 203V202H152ZM155 203V202H154ZM176 203V202H175ZM174 204V203H173ZM177 204H179V203H177ZM177 204L175 205L176 207H177ZM182 204V203H181ZM164 205V204H163ZM161 206V205H160ZM174 205L172 206V207H175ZM169 207V206H168ZM182 207V206H181ZM252 207V208H251ZM164 208V207H163ZM170 208V207H169ZM258 208V207H257ZM179 209V208H178ZM228 209V210H227ZM121 211V210H120ZM172 211V210H171ZM226 211V212H225ZM228 211V212H227ZM109 212V211H108ZM118 212V211H117ZM179 212V211H178ZM160 213V212H159ZM185 213V212H184ZM228 213V214H227ZM249 213V212H248ZM247 213V215H249ZM161 214V213H160ZM181 214V213H180ZM183 214V213H182ZM121 215V214H120ZM186 215V214H185ZM190 215V216H189ZM239 215L240 216H243V218H239ZM251 215V214H250ZM176 216V215H175ZM174 217V216H173ZM172 217V218H173ZM247 218H249V217H247ZM169 219V218H168ZM185 219H186V217H185ZM164 220H165V218H164ZM173 220V219H172ZM195 220V219H194ZM178 221V220H177ZM176 221V222H177ZM183 222V221H182ZM165 223V222H164ZM179 223V222H178ZM193 223V222H192ZM166 224V223H165ZM169 224V223H168ZM172 224H173V222H172ZM110 225V224H109ZM175 225H177V224H175ZM183 225H184V223H183ZM193 225V224H192ZM166 226V225H165ZM181 227H183V226H181ZM123 228H124V226H123ZM174 228H175V226H174ZM173 228V229H174ZM179 228V227H178ZM177 228V229H178ZM193 228V229H194ZM10 228H8V230H9ZM112 229V228H111ZM113 229H114V227H113ZM172 229V230H173ZM181 229H184V227L183 228H181ZM185 229H187V228H185ZM7 230V231H8ZM165 230V233H168L167 231H166V229H164ZM168 230H170V229H168ZM2 231H5V230H2ZM84 231V230H83ZM91 231V230H90ZM174 231H175V229H174ZM182 232L181 233H183V230H181ZM1 232V231H0ZM16 232V231H15ZM96 232V231H95ZM114 232V231H113ZM163 232V231H162ZM173 232V231H172ZM176 232H177V230H176ZM1 233H3V232H1ZM180 233V234H181ZM96 234V233H95ZM162 234V233H161ZM160 234V235H161ZM184 234V233H183ZM1 235H3V234H1ZM7 235V234H6ZM156 235V234H155ZM159 235V236H160ZM171 235H173V234H171ZM8 236V235H7ZM184 236V235H183ZM16 237V236H15ZM164 237V236H163ZM165 237H166V235H165ZM2 238H4V237H2ZM7 238H10V237H7ZM155 238H157V237H155ZM170 238V237H169ZM183 238V237H182ZM1 239V238H0ZM14 239V238H13ZM92 239V238H91ZM172 239H174V238H172ZM7 240H9V239H7ZM159 240V239H158ZM2 241H3V239H2ZM10 241V240H9ZM12 241V240H11ZM15 241V240H14ZM13 241V242H14ZM84 241V240H83ZM174 241H176L175 239H174ZM174 241H172V242H174ZM3 243V242H2ZM2 243H0V245H3ZM12 243V242H11ZM13 244V243H12ZM158 244V243H157ZM170 244H171V242H170ZM7 245H9V244H7ZM161 245V244H160ZM159 245V246H160ZM174 245H175V243H174ZM173 245V246H174ZM10 246H13L12 247V249H14V245H10ZM10 246H8L9 248H11ZM43 246V245H42ZM86 246V245H85ZM158 246V245H157ZM158 246V247H159ZM169 246V245H168ZM171 246H172V244H171ZM264 246V245H263ZM7 247V250L9 249ZM157 247V248H158ZM163 247H164V244H163ZM175 247V248H176ZM160 248V247H159ZM162 248V247H161ZM172 248V247H171ZM174 248V249H175ZM264 248V247H263ZM18 250H19V246H18V248H17ZM38 250V249H37ZM41 250V249H40ZM160 250V249H159ZM162 250V249H161ZM160 250V251H161ZM262 250H264V249H262ZM261 250V251H262ZM1 251V250H0ZM34 251H36V249L34 248V247H30V249H29V252H30V255H28L27 253H22L21 251H17V250H15V251H13L12 252V250H11V255H10V259H8L7 261H6V257H8L7 255H9L8 253H7V255H5L6 257H3L2 258V256L0 257V263L1 264H51L50 263V259L49 258H45L46 257V254L42 257V256H40V253H38L37 254V256L40 258V260L39 261H35V259H34V261H33V259L31 258V256L33 255V254H36V253H34ZM7 251H5V253H6ZM10 252V251H9ZM39 252V251H38ZM44 252V251H43ZM159 252V251H158ZM3 253H4V251H3ZM263 252H261V254H262ZM2 254V253H1ZM48 254H50V253H48ZM63 254V253H62ZM258 254V253H257ZM3 255V254H2ZM51 255V254H50ZM50 255H47L48 257H50ZM34 256H36V255H34ZM53 256V255H52ZM51 256V257H52ZM179 258V259H177V257ZM263 256H264V253H263ZM59 256H57L56 258H58ZM64 257V256H63ZM159 257V256H158ZM164 257V256H163ZM35 258V257H34ZM39 258H36V259H39ZM44 259L45 258V260H43L42 261V259ZM154 258V257H153ZM152 258V259H153ZM256 258V257H255ZM259 258V257H258ZM2 259H4L3 261H2ZM260 259V258H259ZM258 259V260H259ZM264 259V258H263ZM57 260V259H56ZM156 260V259H155ZM52 261H53V259H52ZM51 261V262H52ZM154 261V260H153ZM162 260L160 259V260H158L157 262H158V264H162V263H160ZM255 261V260H254ZM259 261H261V260H259ZM258 261V262H259ZM56 262V261H55ZM55 262L53 263V264H55ZM143 263V262H142ZM145 263H146V261H145ZM248 263H249V261H248ZM146 264H148V263H146ZM155 264V263H154ZM259 264V263H258ZM260 264H264V261H261L260 262Z\"/></svg>",
	"mask_w": 264,
	"mask_h": 264
}]
</instances>
